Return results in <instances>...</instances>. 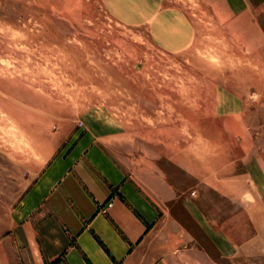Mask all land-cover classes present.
<instances>
[{
	"label": "rangeland",
	"instance_id": "rangeland-1",
	"mask_svg": "<svg viewBox=\"0 0 264 264\" xmlns=\"http://www.w3.org/2000/svg\"><path fill=\"white\" fill-rule=\"evenodd\" d=\"M166 4L196 25L183 52L160 48L147 25L116 19L105 0H0V196L8 203L54 159L73 161L102 143L149 184H175L204 205L207 162L224 158L235 171L247 155L227 128L232 115L264 156V0H248L244 19L231 21L201 0ZM247 168L245 180L208 179L217 192L224 182L230 200L239 190L246 204H261V166ZM166 216L153 240L173 236L171 218L181 237L194 231L186 212ZM210 232L196 226L194 264H264V240H244L236 252L214 233L210 244ZM177 247L188 259L189 245Z\"/></svg>",
	"mask_w": 264,
	"mask_h": 264
},
{
	"label": "crops",
	"instance_id": "crops-1",
	"mask_svg": "<svg viewBox=\"0 0 264 264\" xmlns=\"http://www.w3.org/2000/svg\"><path fill=\"white\" fill-rule=\"evenodd\" d=\"M201 1L222 20L244 19L247 13L248 0ZM105 3L116 19L147 25L153 41L167 52H183L194 43L192 18L166 0ZM227 128L247 155L236 162L235 171L224 158L217 160L220 164L207 162L204 205L175 184L166 190L162 183L149 184L102 143L87 146L73 161L54 159L16 204L0 196V264H194L196 226L212 231L210 244L214 233L233 246L231 251L238 252L244 240H264V194L260 193L261 204H246L239 190L230 200L224 182L217 192L218 184L208 179L223 181L224 175H231V180L240 181L250 173L248 165L261 166L264 175V156L256 152L255 138L242 117L227 116ZM190 165L192 179L197 168ZM233 203L236 208H229ZM171 204L178 209H170ZM172 211L186 212L194 231L181 237L178 221L171 218L173 236L153 240L167 227L166 213ZM181 244L189 245L188 259L179 252Z\"/></svg>",
	"mask_w": 264,
	"mask_h": 264
},
{
	"label": "built area",
	"instance_id": "built-area-1",
	"mask_svg": "<svg viewBox=\"0 0 264 264\" xmlns=\"http://www.w3.org/2000/svg\"><path fill=\"white\" fill-rule=\"evenodd\" d=\"M112 205H113L112 203H109V204H108V208H111V207H112Z\"/></svg>",
	"mask_w": 264,
	"mask_h": 264
}]
</instances>
